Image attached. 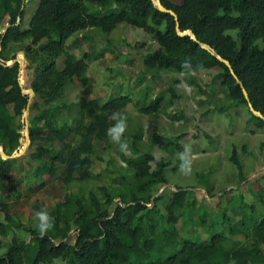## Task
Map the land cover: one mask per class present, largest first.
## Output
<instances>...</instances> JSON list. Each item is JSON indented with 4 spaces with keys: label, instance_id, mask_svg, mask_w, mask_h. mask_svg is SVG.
<instances>
[{
    "label": "trees",
    "instance_id": "16d2710c",
    "mask_svg": "<svg viewBox=\"0 0 264 264\" xmlns=\"http://www.w3.org/2000/svg\"><path fill=\"white\" fill-rule=\"evenodd\" d=\"M161 2L173 11L160 10L158 0H38L27 25L29 0H0V145L11 155L26 137L34 148L29 160L33 169L28 182L31 194L55 179L70 187L75 180L94 178L92 156L98 141L110 147L117 140L126 163L111 186L100 184L88 194L67 188L44 217L39 203L35 222L24 224L12 217L6 201L10 198L8 189L23 183L21 178L8 187L12 162L19 159L0 155V187L5 194L0 198V212L5 213L6 220H0V264H264V214L251 218L247 212L232 209V216L239 219L223 216L224 230L213 233L203 226L208 236H201L199 241H192L188 234L183 236L174 227L197 201L189 197L188 188L172 186V195L162 205L165 197L158 195V186L168 184L165 168L171 162L143 150V126L120 130L115 137L111 128H122L125 109L133 101L129 94L68 103L62 99L69 80L87 83L89 61L104 54V50H93L79 57L71 52L69 38L92 28L111 33L119 24L127 23L149 32L158 43L156 49L143 55L146 68L192 73L219 67L210 85L219 83L225 104H216V110L247 111V125H252V131L264 132V117L250 107L264 115V45L260 42L264 40V0ZM177 24L180 30L190 29L197 39L180 34ZM16 45H21L28 67L35 70L30 87L41 99L37 102L31 101L36 96L32 98L22 82L23 62L18 53H10ZM63 55L65 66L60 69L58 60ZM173 82L167 87L168 95L156 93L155 98L147 85L145 93L134 101L139 110L154 114L181 98L175 86L181 79ZM190 82L206 93L194 77ZM32 104L38 110L27 124L23 118ZM62 110L66 111L63 117ZM165 139L160 131L152 134V143L170 153L186 151L178 140ZM57 140L61 141L60 148L54 146ZM125 142L132 155L126 152ZM243 150L246 144L241 149L234 144L229 157L240 169L241 179L245 177L240 156ZM186 162L180 157L177 165ZM244 180L246 183L247 177ZM261 202L264 205V199ZM15 226L28 232L30 239L14 233L9 241L4 240ZM72 230L75 241L69 243L66 239Z\"/></svg>",
    "mask_w": 264,
    "mask_h": 264
},
{
    "label": "rangeland",
    "instance_id": "374dc122",
    "mask_svg": "<svg viewBox=\"0 0 264 264\" xmlns=\"http://www.w3.org/2000/svg\"><path fill=\"white\" fill-rule=\"evenodd\" d=\"M174 1L181 2V0ZM37 5L38 0H29L26 11L27 25ZM260 42L264 45V40ZM68 43L73 45L71 52L79 57L83 56L86 51L93 50L96 52L104 50V54L91 58L89 61L87 83L77 78L74 79L75 81L69 80L62 97L63 101L78 102L93 97L108 100L111 96L119 94L130 95L133 101L125 109L122 128L118 126L111 130L118 138L120 130L127 132L129 128L143 126L145 133L141 143L143 150H149L157 158L171 162L165 168L168 184L162 183L158 186V195L165 197L162 205L167 204V198L172 195L174 189L172 186L188 188L189 197H194L197 201V205H194L191 210H186L174 224L183 236L188 234L187 237L192 241H199L201 236L203 238L208 236L205 227L210 228V233L224 230L223 216L228 214L232 220L240 218L237 215L232 216V209L235 210L234 212H247L251 218L253 215L261 217L264 214V205L261 202L264 199V146H261L264 132L252 131V125H247L249 117L247 111L244 112L242 109L239 111L236 109L216 110V104H225L224 93L219 83L215 82L212 87L210 85L214 75L221 70L219 67L200 69L192 73L148 69L144 66L143 55L156 49L158 43L149 32L127 23L119 24L111 33H104L98 28L80 31L70 37ZM20 47L21 45H16L10 53H18L19 58L23 60L22 82L25 89L30 92L35 70L28 67L29 62ZM58 64L60 69L65 66L64 55L59 58ZM192 77L201 84L206 93H201L198 88L191 85L190 78ZM175 78L181 79V83L175 85L181 98L174 99L171 104L163 106L164 108L154 114L148 115L139 110L134 101L142 95L141 92L146 90L147 85H150L149 92L155 98L156 93L157 95L166 94L167 87L175 84L173 82ZM31 96L34 98L36 95L33 93ZM39 100L41 99L36 96L31 101ZM10 109L13 112L12 106ZM37 110V106L30 105L29 110L25 111L23 120L28 124L27 121L31 115L36 114ZM61 112L62 116L66 111ZM16 120L18 121L19 117ZM154 131H160L166 141L178 140L186 151L181 155L178 152L174 154L168 149L153 144ZM22 144V147L14 152L19 153L15 156L19 161L12 162L13 176L8 181V187L21 178H23V183L13 185L16 187L12 190L8 189L6 193L10 196L6 199L9 211L17 223L19 220L24 224L34 223L37 212L35 206L39 203L43 205L41 214L45 216L51 207L63 198L67 188L88 194L91 188H96L100 184L111 186L116 182L113 178L118 177L120 170L123 171L126 168L117 140H114L110 147L98 141L96 153L92 156L94 178L85 182L75 180L70 183V187L65 186L59 179H55L49 185L31 194L28 182H30L29 176L33 169L29 160L34 148L29 145L26 137ZM234 144L240 149L246 144L245 151L248 152L245 153L243 150L244 154L240 152V156L244 161L243 173L244 178L247 177V184L244 178L239 177L238 166L229 158ZM123 145L128 155H132L128 143L125 142ZM54 146L60 148L61 141H55ZM0 155H2L1 147ZM180 157H184L187 162L177 165ZM151 165L155 168L154 161ZM108 167L109 170H107ZM109 177L112 179L110 182ZM255 180L260 181L255 183ZM243 182L250 188L244 189ZM254 188L258 192H255ZM252 189L253 192L250 191ZM3 196L5 194L0 187V198ZM112 206L114 203L108 207L112 209ZM0 220L6 221L4 212H0ZM14 233H19L27 240L30 239L28 232L15 226L8 239L4 240L9 241ZM71 233L66 241L74 243L75 231L72 230Z\"/></svg>",
    "mask_w": 264,
    "mask_h": 264
},
{
    "label": "water",
    "instance_id": "95a60500",
    "mask_svg": "<svg viewBox=\"0 0 264 264\" xmlns=\"http://www.w3.org/2000/svg\"><path fill=\"white\" fill-rule=\"evenodd\" d=\"M158 3H159V8H160V10H162V11H166V12H172V11H173L172 9H168V8H166V7L162 4L161 0H158ZM177 29H178V32H179L180 34H190L194 39H197L196 35L193 34L192 31H191L190 29L180 30V25H179V24H177ZM5 32H6V30H5ZM3 37H4V36H3ZM2 40H3V38L1 39L0 43L2 42ZM201 44H202L203 46H207L206 43L201 42ZM18 59L21 60V58H18ZM21 61L23 62V60H21ZM226 63L229 64V61L226 60ZM233 72H234V71H233ZM237 78H238V77H237ZM238 81H239V83L241 84V86L243 87L245 94L248 96V91H247L246 88L244 87V84H243L242 80L238 78ZM33 93H34V91L31 90V91H30V94H33ZM250 107H251V110H252L253 113H256V114H258V115L264 117V115H263L260 111H258L257 109H255L252 105H250ZM27 111H28V109H27ZM27 113H28V112H26V114H27ZM0 147H1L2 156H3V158H5V159H6V158H13V157H15V156H17V155L19 154V153H13V154H11V155H8V154H6V152H5V148H4V146H3V145H0ZM20 154H21V153H20Z\"/></svg>",
    "mask_w": 264,
    "mask_h": 264
},
{
    "label": "crops",
    "instance_id": "0c3cea01",
    "mask_svg": "<svg viewBox=\"0 0 264 264\" xmlns=\"http://www.w3.org/2000/svg\"><path fill=\"white\" fill-rule=\"evenodd\" d=\"M59 65V64H58ZM258 181H260V180H255L254 182L256 183V182H258ZM262 183V182H261ZM247 184V183H246ZM246 184H244V182H243V188L244 189H247V188H249V186L248 185H246Z\"/></svg>",
    "mask_w": 264,
    "mask_h": 264
},
{
    "label": "clouds",
    "instance_id": "9594fccd",
    "mask_svg": "<svg viewBox=\"0 0 264 264\" xmlns=\"http://www.w3.org/2000/svg\"><path fill=\"white\" fill-rule=\"evenodd\" d=\"M42 216L44 215V214H41Z\"/></svg>",
    "mask_w": 264,
    "mask_h": 264
}]
</instances>
